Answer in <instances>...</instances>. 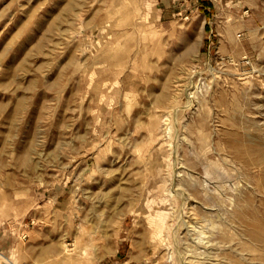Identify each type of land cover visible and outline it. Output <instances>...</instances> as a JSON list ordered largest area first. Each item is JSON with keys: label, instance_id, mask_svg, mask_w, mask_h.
<instances>
[{"label": "rangeland", "instance_id": "374dc122", "mask_svg": "<svg viewBox=\"0 0 264 264\" xmlns=\"http://www.w3.org/2000/svg\"><path fill=\"white\" fill-rule=\"evenodd\" d=\"M1 235L0 264H264V0H0Z\"/></svg>", "mask_w": 264, "mask_h": 264}, {"label": "crops", "instance_id": "0c3cea01", "mask_svg": "<svg viewBox=\"0 0 264 264\" xmlns=\"http://www.w3.org/2000/svg\"><path fill=\"white\" fill-rule=\"evenodd\" d=\"M3 230H5V229H3ZM3 232H4V234H5V231H2L1 233H2V235H3ZM2 235L0 236V238H2ZM4 239V238H3Z\"/></svg>", "mask_w": 264, "mask_h": 264}]
</instances>
